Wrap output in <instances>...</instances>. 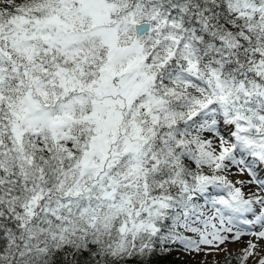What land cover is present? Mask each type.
<instances>
[{
  "label": "snow or ice",
  "instance_id": "1",
  "mask_svg": "<svg viewBox=\"0 0 264 264\" xmlns=\"http://www.w3.org/2000/svg\"><path fill=\"white\" fill-rule=\"evenodd\" d=\"M176 253L264 264V0H0V264Z\"/></svg>",
  "mask_w": 264,
  "mask_h": 264
},
{
  "label": "rangeland",
  "instance_id": "2",
  "mask_svg": "<svg viewBox=\"0 0 264 264\" xmlns=\"http://www.w3.org/2000/svg\"><path fill=\"white\" fill-rule=\"evenodd\" d=\"M233 247H239V245H234ZM177 257L183 261H186L188 262L189 264H195V260H199L200 257H196L195 260H192V258H189V257H184L182 256L181 254L179 253H176ZM222 257V256H221ZM211 259V258H210Z\"/></svg>",
  "mask_w": 264,
  "mask_h": 264
},
{
  "label": "trees",
  "instance_id": "3",
  "mask_svg": "<svg viewBox=\"0 0 264 264\" xmlns=\"http://www.w3.org/2000/svg\"><path fill=\"white\" fill-rule=\"evenodd\" d=\"M170 259L175 261V264H186V261L179 259L176 254L174 256L170 257ZM218 259H220L222 261L223 257H219Z\"/></svg>",
  "mask_w": 264,
  "mask_h": 264
}]
</instances>
